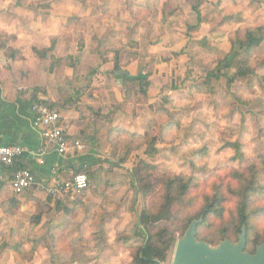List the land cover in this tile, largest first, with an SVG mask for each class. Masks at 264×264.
Returning <instances> with one entry per match:
<instances>
[{"label":"rangeland","instance_id":"1","mask_svg":"<svg viewBox=\"0 0 264 264\" xmlns=\"http://www.w3.org/2000/svg\"><path fill=\"white\" fill-rule=\"evenodd\" d=\"M13 5L31 12L24 20L32 15L41 19L49 11L57 18L70 13L60 27L65 46L58 48V39H52L54 48L39 60L36 74L54 73L58 83L50 90L56 97L53 101L62 105L71 98L78 112L76 120L69 118V112L52 109L61 115L65 135L76 130L70 140L79 141L83 152L89 137L98 139L97 160L103 162L80 172L89 182L82 192L49 198L38 183L27 191L25 208L11 211L9 204L2 205L0 264H132L128 245L143 242L138 217L150 203L132 185L131 170L138 160L160 173L194 177L209 187L215 181H229L224 168H242L257 156L264 159V42L251 60L253 75L247 80L229 87L224 79L205 82L206 74L229 51L236 31L247 27L264 31V0H0L1 22L12 21ZM10 40L0 38L6 46L0 67L7 59L6 50L13 48ZM76 52L81 55L72 57ZM88 55L93 58L82 61ZM50 56L62 62H51ZM68 57L76 59L71 63L76 71L72 69L65 81ZM23 61L5 63L2 76L18 74L16 68ZM115 61L130 75H147L146 94L137 82L116 84L117 70L103 68L114 67ZM84 74L90 80L88 92L73 86L75 77ZM28 76V72L16 76L21 86L35 85ZM113 87H122L121 102H114ZM90 106L105 113L113 109L111 127L143 137L131 143L114 133L107 139L109 125L96 122ZM115 112L120 114L115 117ZM233 144L239 145L242 159L232 160ZM151 147L156 149L153 157L148 155ZM34 192L42 194L36 197ZM56 202L71 212H60ZM39 210H43L41 223L33 226L31 219ZM59 226L65 231L54 244L52 234ZM176 237L177 241L182 236ZM176 241L165 264H172Z\"/></svg>","mask_w":264,"mask_h":264},{"label":"trees","instance_id":"2","mask_svg":"<svg viewBox=\"0 0 264 264\" xmlns=\"http://www.w3.org/2000/svg\"><path fill=\"white\" fill-rule=\"evenodd\" d=\"M197 20H200L199 16H197ZM263 42L264 31L262 27H247L244 30L236 31L231 39L229 51L222 59L218 60L215 68L206 74L205 82L208 84L224 79L226 86L229 87L235 82L247 80L253 75L251 60ZM50 43L48 48L33 49L39 60H45L53 50L54 41L52 40ZM5 57L9 60L6 59V63L24 60L16 49L10 47L6 50ZM50 60L52 62L55 58L50 56ZM64 60H67L68 66L76 71L75 64H71L76 59L68 57ZM60 62L62 60H55V63ZM118 69L115 61L113 70ZM87 75L76 76L74 81L77 84L73 85L74 88L76 85H80L81 87L76 88L88 92L90 80L87 79ZM121 79L123 85L137 82L140 86V92L143 94H146V88L150 85L147 75L142 73L135 76L128 74L122 76ZM1 82L2 80H0ZM34 97L35 104L47 105L51 109L59 110L58 112L62 114L75 107L72 102L74 100L71 98H66L63 104L59 105V103L49 100H39L36 95ZM100 110L89 107V111L96 122L101 121L103 124L107 123L109 125L107 139L114 133L126 136L131 143L134 139L143 137L138 133L111 127L114 112L110 110L107 114H102ZM66 136L71 141L72 137ZM87 142L88 144L92 143L94 149L98 152V139L89 137ZM155 142V138L151 139V143L154 144ZM231 146L236 151V155L232 160L242 159L243 155L239 145L233 144ZM127 148H129V145H127ZM154 154H156V149L151 147L148 155L153 157ZM17 160L18 158L14 162L13 169H26L16 166ZM102 162L96 159L92 163L88 162L84 166L81 165L76 170L75 175L76 173L89 171ZM117 166H114V168ZM224 169L229 171V181L227 183L215 181L209 187H205L200 180L194 177L160 173L154 165L142 159L138 160L131 170L132 185L136 193L141 195L146 202L150 199V203L138 217V225L141 226L140 232L144 237L143 242L138 247L128 245L132 264H165L168 253L176 241L177 234L180 237L183 236L190 223L200 218L201 222L196 226L198 241H206L212 245L226 239L230 242H236L244 227L246 231L245 251L249 254L255 253L256 247L264 243V159L257 156L242 168L228 167ZM31 172L33 173V171ZM8 173L7 182L0 185V196L8 202L9 210H21L25 208L29 200L27 195L29 190L15 193L8 184L10 171ZM39 183L46 186L47 182ZM49 198L52 197L49 196ZM71 203L73 206L76 205L75 201ZM231 203L234 207L228 209V205ZM55 206L60 212L67 215L71 212L70 209L63 207L60 202H56ZM42 211L39 210V213L32 217L31 225L38 226L41 223ZM64 231L63 226L54 229L52 234L54 244L59 242L57 235ZM204 231L206 233H203Z\"/></svg>","mask_w":264,"mask_h":264},{"label":"crops","instance_id":"3","mask_svg":"<svg viewBox=\"0 0 264 264\" xmlns=\"http://www.w3.org/2000/svg\"><path fill=\"white\" fill-rule=\"evenodd\" d=\"M13 7L11 11L14 14L12 21L10 23L0 21V38L3 39V42L5 38H10V41L14 44L13 48L20 53L24 61L20 62L19 66L21 67L15 65L18 66V69L15 67V72L18 74L7 72L9 80L6 75L2 76L5 71L3 65H5L6 61L0 67V71L4 70L0 72V80H2L0 83V146H19L23 148L24 154L18 158L16 166L33 171L38 183L47 182L46 185H50L52 183L68 182L81 165L84 166L88 162L92 163L100 156L92 143L87 145L85 152L72 151L65 155L58 154L52 145L47 144L43 140L41 135L42 127L35 122L32 105L35 104V95L39 100H52L54 102L53 99L56 97H52L50 90L51 88H56V83H58L54 78V73L46 75L44 72H39L42 77L36 74L39 59L33 49L40 50L39 46L48 48V42L54 38L59 41L58 48H63L65 40L62 39L63 35L60 27L66 21L64 16H69L70 13L65 11V13L61 14V17L57 18L53 11H49V15L46 14L40 17L41 19H33L32 15L31 18L28 17V20H24L23 16L26 17L31 12L19 6L13 5ZM24 11L27 13L25 14ZM3 42H0V53L6 48ZM79 55H81V52H76L72 57ZM86 58H93V56L81 57L82 61ZM22 65L24 69H22ZM103 68L108 71L113 66L110 67L107 64ZM99 70L102 71L103 69L99 68ZM118 70L129 74L126 69ZM26 72L29 73L30 83H35V85L31 87L21 86L22 81L19 82V78H16V76ZM69 72L70 74L73 72L70 67L65 70V74H67L65 81L69 80ZM116 72L114 73L115 82L119 84L122 76L116 75ZM15 82L17 83L15 84ZM121 89L122 87H113L114 102L122 101ZM68 92L70 93V90ZM111 111L113 112V109ZM108 112L110 110H107L106 113L103 111L101 113L107 114ZM118 114L120 113L115 112V117ZM77 115L76 109L68 113L69 118L76 120L78 118ZM73 134H76V130L71 129V135L69 136L71 137ZM41 194L34 192L36 197L41 196ZM2 205H8V202L0 196V213H2Z\"/></svg>","mask_w":264,"mask_h":264},{"label":"built area","instance_id":"4","mask_svg":"<svg viewBox=\"0 0 264 264\" xmlns=\"http://www.w3.org/2000/svg\"><path fill=\"white\" fill-rule=\"evenodd\" d=\"M32 111L35 122L42 127L43 140L52 145L58 154L65 155L72 151H82L83 147L79 141L72 142L67 139L57 111L44 104H33ZM23 154L24 149L19 146H0V185L7 182L8 171H10L8 184L15 193L30 190L38 184L35 175L30 170L13 169L15 160ZM87 188V177L83 173L74 175L73 179L68 182L52 183L43 187L47 195L54 199H63L70 193H79Z\"/></svg>","mask_w":264,"mask_h":264},{"label":"water","instance_id":"5","mask_svg":"<svg viewBox=\"0 0 264 264\" xmlns=\"http://www.w3.org/2000/svg\"><path fill=\"white\" fill-rule=\"evenodd\" d=\"M118 76L127 72L118 70ZM201 218L190 223L184 235L176 241L172 264H264V243L257 246L255 253L245 251L246 231L243 227L236 243L224 240L211 246L196 238V226Z\"/></svg>","mask_w":264,"mask_h":264}]
</instances>
